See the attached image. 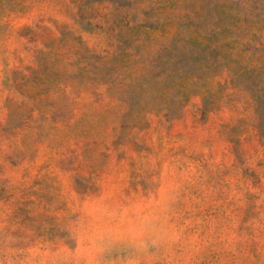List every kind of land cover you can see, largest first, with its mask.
I'll return each instance as SVG.
<instances>
[{
  "label": "rangeland",
  "instance_id": "rangeland-1",
  "mask_svg": "<svg viewBox=\"0 0 264 264\" xmlns=\"http://www.w3.org/2000/svg\"><path fill=\"white\" fill-rule=\"evenodd\" d=\"M0 264H264V0H0Z\"/></svg>",
  "mask_w": 264,
  "mask_h": 264
},
{
  "label": "clouds",
  "instance_id": "clouds-1",
  "mask_svg": "<svg viewBox=\"0 0 264 264\" xmlns=\"http://www.w3.org/2000/svg\"><path fill=\"white\" fill-rule=\"evenodd\" d=\"M110 229H101L97 234V250L105 251L107 245L104 244L105 236ZM152 227L148 218H143L138 224L130 225L126 228H122L117 232V238L126 239L127 244L137 250H146L149 246H155L158 243L156 238H153Z\"/></svg>",
  "mask_w": 264,
  "mask_h": 264
}]
</instances>
